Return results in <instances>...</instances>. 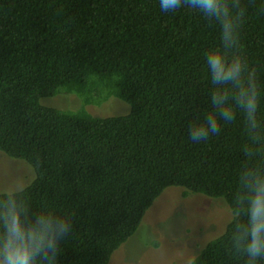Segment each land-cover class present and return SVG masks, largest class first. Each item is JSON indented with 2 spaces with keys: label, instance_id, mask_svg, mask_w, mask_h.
<instances>
[{
  "label": "trees",
  "instance_id": "obj_1",
  "mask_svg": "<svg viewBox=\"0 0 264 264\" xmlns=\"http://www.w3.org/2000/svg\"><path fill=\"white\" fill-rule=\"evenodd\" d=\"M225 2L234 20L243 12L226 51L220 22L183 0L172 12L159 0H0V152L35 172L0 193V208L14 200L26 226L41 217L69 226L55 257L36 264H109L171 187L222 199L232 212L189 264H248L234 234L248 222L243 174L264 178V0ZM215 50L243 59L245 82L256 73L258 140L240 109L217 135L189 139L190 122L215 111L213 93L234 91L211 82L206 57ZM61 94L83 98L81 108L42 102ZM100 99L128 110L94 116L86 106Z\"/></svg>",
  "mask_w": 264,
  "mask_h": 264
},
{
  "label": "clouds",
  "instance_id": "obj_2",
  "mask_svg": "<svg viewBox=\"0 0 264 264\" xmlns=\"http://www.w3.org/2000/svg\"><path fill=\"white\" fill-rule=\"evenodd\" d=\"M184 3L208 17L216 18L221 24V40L225 51L234 47L236 40V20L243 15L240 12L234 20L225 0H183ZM182 0H159L163 12H172L180 8ZM213 85H232L234 91H215L211 103L215 111H209L200 119H193L188 127L189 139L200 143L209 135H217L221 122L229 124L236 119V109H240L246 121V127L252 133L253 140L260 138V124L257 112L260 104V86L255 72H248L246 82L244 73L246 64L240 56L229 59L224 52L215 50L206 57ZM234 102V107L229 101ZM243 181L249 189L248 222L238 225L234 234L237 251H243L248 264H256L257 258H264V178L258 170L247 171ZM3 233L0 234V264H36L40 255L53 258L57 250V237L65 235L69 226L63 221L39 218L35 226H26L20 219V212L14 200L7 201L0 208Z\"/></svg>",
  "mask_w": 264,
  "mask_h": 264
},
{
  "label": "rangeland",
  "instance_id": "obj_3",
  "mask_svg": "<svg viewBox=\"0 0 264 264\" xmlns=\"http://www.w3.org/2000/svg\"><path fill=\"white\" fill-rule=\"evenodd\" d=\"M78 97V98H77ZM80 96L61 94L43 104L62 110L81 108ZM86 106L94 116L108 117L128 110L116 99ZM34 170L24 161L0 152V193L14 192L30 184ZM232 218L222 199L186 193L171 187L145 214L138 231L112 256L109 264H189L209 240L223 232Z\"/></svg>",
  "mask_w": 264,
  "mask_h": 264
}]
</instances>
